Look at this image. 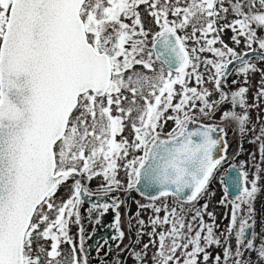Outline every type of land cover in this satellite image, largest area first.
Masks as SVG:
<instances>
[{
	"label": "snow or ice",
	"instance_id": "snow-or-ice-1",
	"mask_svg": "<svg viewBox=\"0 0 264 264\" xmlns=\"http://www.w3.org/2000/svg\"><path fill=\"white\" fill-rule=\"evenodd\" d=\"M245 4L248 12L243 10ZM141 5L158 26L154 34L144 27ZM231 8L240 18L217 28L220 13L229 11L224 0H184L183 6L181 0H0V264H41L42 257L44 264H62V243L71 246L70 264H88L87 256L77 255V244L69 234L73 217L79 224L82 196L93 195L80 178L103 177L106 195L114 186L120 187L117 177L123 167L127 189H135L151 201L171 196L192 204L202 198L214 172L226 160L227 142L214 135L223 134L215 125L190 128L197 123L190 112L200 101L199 112L208 115L206 109L228 102L230 95L232 107L222 112L221 120L237 122L243 133L249 116L234 109L248 107V88L229 94L223 90L222 80L234 61L240 62L238 74L247 76L257 70L245 59L247 53L241 55L228 47L219 33L230 28L237 34L233 36L236 43H240L237 36H244L249 49L256 43L264 50V38L257 35V28L264 29V0H235ZM170 14L175 19H169ZM189 26L190 34H178ZM210 33L217 34L209 39ZM201 39L203 46L189 49V40L200 44ZM217 43L223 49L214 47ZM205 51L219 58L203 61L215 70L211 80L220 93L218 101H209L207 88L189 87L193 78L197 85L204 83L197 53ZM260 58L264 60V53ZM137 65L153 74L133 71ZM125 92L131 94L130 100ZM258 96H264V87ZM169 109L175 115L165 118ZM167 120H173L175 126L162 139L158 129ZM125 121L133 129L132 142L122 136L128 126ZM130 149L142 154L130 157ZM259 151L264 156V144ZM124 160L126 163H118ZM232 171L231 187L236 194L231 201L228 236L236 229L237 248L235 252L230 245L224 248V264H253L244 259L245 250L257 253L258 264L264 261V243L257 246L254 235L245 243V237L252 227L249 220L260 175L257 172L249 180L247 171L235 166ZM69 179L74 181L71 195L57 203L60 186ZM228 191L226 186L220 203L227 200ZM242 205H247L244 217L240 216ZM112 206L118 209L119 203ZM92 207L106 212L110 205ZM139 207H151L157 213L151 219V235H157L158 225L171 226L158 234L159 247L151 257L154 264H198L200 254L203 264L210 258L220 264L221 255L212 257L206 250L221 246L213 225L203 222L207 203L194 210L192 221L200 220L195 235L191 222L184 231L185 218L175 208L169 211L167 205L161 209L154 203ZM162 210L165 215L161 219L158 214ZM138 223L143 228L144 221ZM119 226L117 212V238H123ZM79 232V251L83 252V228ZM40 241H49L50 246L46 249ZM148 248L145 244L144 249ZM133 257L144 264L147 252L133 251Z\"/></svg>",
	"mask_w": 264,
	"mask_h": 264
},
{
	"label": "rangeland",
	"instance_id": "rangeland-1",
	"mask_svg": "<svg viewBox=\"0 0 264 264\" xmlns=\"http://www.w3.org/2000/svg\"><path fill=\"white\" fill-rule=\"evenodd\" d=\"M163 2V0H162ZM175 3V0H172ZM235 2V0H224V7H227L229 11L227 13L221 12L220 18H217V25L216 27L219 28L223 25L231 23L235 19H239L240 17L236 16L231 8V3ZM184 0H181V6H183ZM220 5H217L219 8ZM259 8V5H257ZM245 12H248L249 9L245 4L243 9ZM141 13L142 22L144 23V27L146 30H150L151 33H155L158 30V26L154 23L153 18L148 15V11H146V6L141 5L139 8ZM169 19H175V17L169 16ZM125 22L131 23L130 20H126ZM253 28H256V25H253ZM192 31L191 26H189L185 30H180L178 34L185 35L190 34ZM217 33H210L209 39L215 36ZM199 36L200 33H197ZM237 35L234 33L230 28H224L222 32L219 33L220 39L223 40L224 44H227L228 47L233 48L237 53L241 54L243 51L249 50L247 47L246 37L244 36H237L240 43H236L233 40V36ZM257 35L261 38H264V29L257 28ZM152 37L149 36V41H151ZM205 41L201 39L200 44H196L193 40H189L187 42L189 49L192 47H201L203 46ZM151 44L149 43V48ZM214 47L223 49V45L217 43ZM258 48V44L253 43L252 49ZM200 56L201 63L198 71L202 74L204 83L197 85L195 83V79L193 78L189 83V87L195 86L198 90H203L207 88L211 95L208 97L210 102L218 101L220 98V93L215 89L214 82L211 80V77L214 73V69L211 65H205L203 63L206 59H213L218 60L219 58L214 55V53L205 51L202 53H197ZM256 66V71H250L247 76L243 74H238V68L240 66L235 67L230 74L226 76V79L222 80V88L225 92L231 94V92L238 90L240 87H247L248 91L245 94L246 102L248 107L241 108L237 106L234 110L238 114H245L249 116V121L245 125V131L241 133L237 122L232 120H221V114L226 109H231L232 105L230 103V95L229 101L225 102L224 104H218L214 110L206 109L208 115H204L199 112V108L202 107V103L200 101L196 102V108L192 109L190 115H192L195 120L202 124H218L224 128V134L228 137L227 142V152H226V160L219 166L218 170L214 172L213 177L209 181V185L207 188V192L200 198L197 202L192 204L184 201H180L174 197H164L157 201H151L144 195H141L139 192L136 194L134 192L125 193L126 199L120 205V212L126 213L127 218V227H133L138 230L140 235H138V240L140 245V251L142 250L147 252V257L145 259L144 264H154V261L151 257L156 254L158 247H159V239L158 234L162 231H167L171 226L170 225H163V226H156V236L151 235L153 232V226L151 224V219L155 218L157 213L154 212V209L151 207L140 208L139 205H149L155 204L156 207H160L161 209L167 205L168 210L171 211L172 208L177 210L178 214H181L185 218V229L184 231L187 232V224L191 222L193 224V232L192 234L195 235V232L200 231V220L192 221V216L195 214V209H200L202 206L207 203L208 209L207 212L203 214V222L205 224L213 225L214 235L218 237L221 241V246L217 247L215 245L211 246L210 248L206 249L209 253H211L212 257L216 254L221 255V262L220 264H224L223 260V251L224 248L229 246L231 247L232 251L235 252L237 248V240L235 237L236 229H232V234L228 236L229 229H230V221L233 212V201L234 197H231L227 193V200L222 204L220 201L224 198V182L223 177L231 164H234L239 170L247 171L249 173V180H251L254 175L259 172L260 180L258 182L259 191L256 194L255 200L253 202V217L249 220V224L252 225L250 234L248 236L252 237L255 236V244L259 246L261 243H264V156L261 155L259 151V147L261 144H264V135L261 134V130L264 129V96H258L259 91L262 87H264V60L261 58H254L250 60ZM160 67L159 62L155 64V68L158 70ZM133 71H142L145 72L147 75H152L153 73L144 70L142 66H135ZM191 71V69H189ZM128 75V73H126ZM233 81H236L233 84ZM247 81V83H245ZM179 90V86H176ZM145 93H147V89H145ZM128 96L129 100L131 99V94L128 92L124 93ZM179 97L174 99L173 103L175 104L178 102ZM137 102L142 104L143 101L137 97ZM123 106L127 107V101L123 103ZM113 114H118L115 111V105H113ZM133 117L137 115V113L132 114ZM169 115H175V113L169 109L168 112L165 113V118ZM206 120L207 122H203L202 120ZM128 125L122 136L127 138L130 142L134 141V132L131 127L129 121H125ZM175 126L173 120H167L166 123L162 122L161 128L158 131L161 132V138H166V134L170 132L173 127ZM260 137V139H256ZM117 140L121 139V135H117ZM142 151H136L135 149H130V157H134L136 155H141ZM120 164L126 163L124 161H118ZM80 178V177H77ZM121 181L120 187H113V190H126L127 187V174L123 167L119 169L118 177ZM83 180V185L93 191L103 192V187L106 184V181L103 177H96L89 181L86 177L81 178ZM72 179H69L66 183L62 184L56 194V202L60 203L63 200H66L71 195V186H72ZM215 183H217L215 185ZM250 186V185H249ZM128 191V190H126ZM125 192V191H124ZM214 193V195H213ZM137 212L139 215L137 216ZM212 213V216H209L207 213ZM52 215V214H50ZM160 218L162 219L165 215V212L162 210L159 214ZM247 215V205H242V211L240 216L244 217ZM54 218V216H53ZM144 221L143 228L138 223L139 220ZM239 219L237 221V228L239 226ZM206 229L204 232L201 233L202 240L201 244L203 246V236L206 235ZM225 236H228L227 243H225ZM135 237V236H134ZM245 238V243L247 240ZM155 241V243H151ZM45 245L47 249L50 246L49 241H40ZM167 242V241H166ZM148 244L149 248L144 249V245ZM62 256L59 258L64 264V261L69 260V253L66 249V246H62L61 248ZM191 250V246H189V251ZM243 250V249H242ZM177 256H181L180 251L177 252ZM203 254H200L198 258V264H203ZM183 257H181V260ZM244 259H250L253 264H257L258 257L255 251H244ZM41 264H44V258L41 259ZM133 264H138V261L133 258ZM207 264H215L214 259L210 258ZM228 264H232V261H229ZM258 264H264V261H259Z\"/></svg>",
	"mask_w": 264,
	"mask_h": 264
},
{
	"label": "flooded vegetation",
	"instance_id": "flooded-vegetation-1",
	"mask_svg": "<svg viewBox=\"0 0 264 264\" xmlns=\"http://www.w3.org/2000/svg\"><path fill=\"white\" fill-rule=\"evenodd\" d=\"M81 183L84 184L82 179ZM89 191L93 194H104L96 190ZM109 192H117V194L109 195L105 200L83 202L79 205V224L74 222L75 217H73V222L69 225V234L77 244V255L87 256L88 264H133V251H140L141 244L138 240L140 233L136 228L127 227L126 213L120 212V205L126 199L125 193L128 191L112 190ZM104 203L110 205L106 212L101 207L95 209L92 207L93 204L102 205ZM116 203H119L118 209L112 206ZM117 212L120 215V230L124 232L123 238H117L119 237V232L115 227ZM80 228H83V252L79 251ZM63 245L69 253V260L63 263L70 264L71 246L62 243L60 248Z\"/></svg>",
	"mask_w": 264,
	"mask_h": 264
},
{
	"label": "water",
	"instance_id": "water-1",
	"mask_svg": "<svg viewBox=\"0 0 264 264\" xmlns=\"http://www.w3.org/2000/svg\"><path fill=\"white\" fill-rule=\"evenodd\" d=\"M247 53V55L245 56V59H248L249 61L254 59V58H260L261 57V54L264 53V50H257L255 49V51H253V49H249V50H246V51H243L241 53V55ZM237 66H240V62L239 61H234V63L232 65H229V70H228V74H230L232 72V70L237 67ZM227 74V75H228ZM198 125H215L217 126L218 128L222 129L223 130V134H221L220 132H217L215 133L214 135L218 136V137H221L224 141L227 140V136L224 134V128L218 124H202V123H199L197 122L196 124H191L189 125L190 128H194ZM163 139V138H162ZM233 166H235L234 164H231L224 177H223V182H224V186L228 187L229 188V191H228V195H230L231 197H234L236 192H235V189L231 187V184H232V176L235 175V172L232 171V168ZM236 169H238L236 166H235ZM140 193V192H139ZM112 194H117V192H109L107 193L106 195L105 194H93V195H83L82 196V199L84 202H89V201H101V200H105L106 197H108L109 195H112ZM141 194V193H140ZM147 197V195H144ZM250 229H247L246 231V239L248 238L249 234H250Z\"/></svg>",
	"mask_w": 264,
	"mask_h": 264
},
{
	"label": "trees",
	"instance_id": "trees-1",
	"mask_svg": "<svg viewBox=\"0 0 264 264\" xmlns=\"http://www.w3.org/2000/svg\"><path fill=\"white\" fill-rule=\"evenodd\" d=\"M254 49L260 50L259 48H254ZM202 121H203V122H207V121L204 120V119H203ZM216 184H217V183H215V185H216ZM126 190H128L127 187H126ZM130 192H134V193H136V194L138 193V191H136L135 189H133V190H128V193H130Z\"/></svg>",
	"mask_w": 264,
	"mask_h": 264
}]
</instances>
